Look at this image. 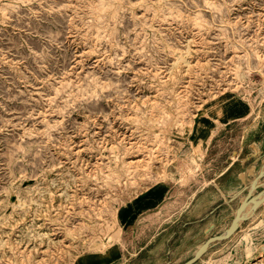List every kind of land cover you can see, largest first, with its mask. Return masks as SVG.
<instances>
[{"label":"rangeland","instance_id":"obj_1","mask_svg":"<svg viewBox=\"0 0 264 264\" xmlns=\"http://www.w3.org/2000/svg\"><path fill=\"white\" fill-rule=\"evenodd\" d=\"M263 135L264 0H0V264L148 245ZM250 226L199 264H264Z\"/></svg>","mask_w":264,"mask_h":264},{"label":"crops","instance_id":"obj_2","mask_svg":"<svg viewBox=\"0 0 264 264\" xmlns=\"http://www.w3.org/2000/svg\"><path fill=\"white\" fill-rule=\"evenodd\" d=\"M261 112L260 107L253 124ZM262 139L244 141L240 151L229 158L223 171L209 185L196 192L180 212H173L171 220L162 228L145 224L144 228L149 232L146 237L151 236L148 245L144 246V242L132 240L126 251L112 249L103 258H86L79 264H174V261L181 264L196 247L227 228L234 210L243 200L244 194L241 192L258 176H261L259 181L264 180V135ZM211 189L214 190L213 195L210 193ZM261 189L264 187H257L255 192ZM261 216H264V199L244 210L240 224L231 237L208 253H218L228 247L240 232L251 227L252 222ZM182 222L188 227V234L193 238L188 242L189 248L175 250L172 248L174 231ZM191 230L195 231L191 233ZM135 249V254H131ZM200 261L201 258L194 264H199Z\"/></svg>","mask_w":264,"mask_h":264},{"label":"water","instance_id":"obj_3","mask_svg":"<svg viewBox=\"0 0 264 264\" xmlns=\"http://www.w3.org/2000/svg\"><path fill=\"white\" fill-rule=\"evenodd\" d=\"M257 178H255L250 185L245 188L241 194H244L242 202L236 207L233 215L228 223L227 228L217 236L205 240L202 244L196 247L188 257L181 264H194L200 257H202L209 250L222 245L229 239L234 230L240 224V216L250 205L264 199V189L256 191Z\"/></svg>","mask_w":264,"mask_h":264},{"label":"bare ground","instance_id":"obj_4","mask_svg":"<svg viewBox=\"0 0 264 264\" xmlns=\"http://www.w3.org/2000/svg\"><path fill=\"white\" fill-rule=\"evenodd\" d=\"M247 52V51H246ZM245 55V54H244ZM247 55V54H246ZM249 57V56H248ZM245 67V66H244ZM223 102V101H222ZM250 105V107H251V110H253V108H254V105L252 106V104H249ZM259 106V105H258ZM203 126V125H202ZM203 133V132H202ZM211 133H212V131H211ZM214 133V132H213ZM202 135H204V133L202 134ZM197 139V138H196ZM199 139V138H198ZM209 139H210V137L209 138H207V140H206V138H204V136L201 138V140H200V143L203 141V144H206V143H208V141H209ZM199 143V144H200ZM242 216V215H241ZM240 216V217H241ZM118 260V259H117Z\"/></svg>","mask_w":264,"mask_h":264}]
</instances>
